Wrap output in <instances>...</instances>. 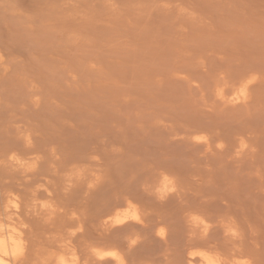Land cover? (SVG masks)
Returning <instances> with one entry per match:
<instances>
[{"label":"rangeland","instance_id":"1","mask_svg":"<svg viewBox=\"0 0 264 264\" xmlns=\"http://www.w3.org/2000/svg\"><path fill=\"white\" fill-rule=\"evenodd\" d=\"M214 1L0 0V114H5L4 109L6 108V111L14 110L12 108H16L15 110L19 111V109H21L23 106V108L27 109L28 107L29 110L32 109V111L34 108H37V110L40 109L41 115H39V113H34L31 116V120L38 119L41 121V119L45 118L43 115V110L45 116L47 114V117L50 120L49 125L46 128H43V130H39L35 134V136L37 137L35 140L37 143H39V145H41L43 139L46 140L45 142H47L48 144V156L44 159V161L46 160L44 162V166H46L45 163L47 162L46 164H49L50 167L53 166L52 168L57 171V185L62 187L65 186L64 189L66 188V185L64 184L66 183L68 185L65 191L62 187L58 189L59 186L56 185L55 188H57L58 190L52 197V200L54 199L55 201L53 200L51 203H54V205H57L58 207L60 206L59 201H61L62 206L64 198H66V195H68L67 198L70 197L69 200H71V205L73 207L72 197L74 199V197H76L75 194L77 193V197L82 196L80 197L82 198V201L86 200L84 203H86L87 205L89 203L88 208L90 207V209H86V212L88 213L86 214L85 209L80 207V203L78 206L77 204L75 206L74 203V207L77 208L76 210L81 209L80 212L82 213L81 217H83V221H86V219L84 218H89L87 219L88 223L87 221L85 222L87 229H85V226L84 233L90 232L89 229L92 230L93 226V231H95L97 227H101L100 229L102 230V226L97 225L98 223L100 224L98 216H100L101 211L103 213L102 209L109 211L107 210L108 206V208L112 207L113 211L117 210L124 212L125 208V211L127 212L130 210L129 214H132L133 212H141L143 213V216L145 215V212L148 213L146 211V207L152 208L154 206V209H151L152 211H162L163 213H161L165 215V213L167 214L170 211H164V205L170 206V204L172 203L171 206L174 204V208V206L178 202L179 204L180 202H182L181 200H179L181 197L184 203L187 198L191 199L192 197L194 199L195 197L194 200H188L189 202L191 201V204H195L197 202L202 203L205 197L201 199L202 202L198 201V198L200 195L203 196V194H206L205 196L208 195V197H206L207 199L209 198L207 200V203L208 201L210 203V198H212L211 201L219 200V203L221 202V200L224 201V199L229 202V200L227 199L230 198L232 202L237 192L238 194L236 197L242 196V199L243 197H245L249 200V202L247 200V202L245 203L244 198L243 200L245 204L243 206L240 205L241 209H239L240 206L239 208L238 206H236L239 210H237L235 206L228 208V202L226 201H224V203H226L224 204V206H218V201L216 203L211 202L210 204L211 208H215V205H217L219 208L216 207L214 210L218 212L222 211V216H225L223 211H226L225 214H227V211L229 209V211H231V209H236V213L239 211L238 214L239 217L241 216L240 219H238V217L235 218L236 215L238 216V214L232 211V213L234 212V214H236L234 217L235 219L233 218L234 221H237V225H240L238 226L240 229V232L238 231L239 236L237 231V235H233L234 238L236 236L237 241L232 236L233 232L229 231L228 233H226L228 230L222 229L221 224L219 223L218 224L220 230L222 231L218 230L219 227L216 226V223V228L213 229V223L212 225H210V227L212 226V230L209 229V231L211 230V232H208L210 233V235L207 233V238H210L209 236H211V238L215 237L212 240L217 239L216 241H219L220 243L224 238V244L233 242V245L230 246H239L237 247V250L239 248L241 249L240 245L245 246L244 249H239L238 252L236 248L234 249L235 253L237 252V257L235 260L246 259L249 264H264V97L261 96L262 90L264 91V0ZM15 4L17 6H15ZM188 42L191 47L189 46ZM226 55L228 57H226ZM222 58H225L226 61ZM246 64L249 65V67L252 66L254 68V75H256V77L258 78L256 79V81H258L261 85L260 87L258 82H256V85L258 84V87L255 88V85V87L252 88V93H255L254 89L261 88V94L259 93L257 97L255 93L256 99H254L257 101L258 98L259 101H254V105L252 102L251 106H249L250 111H242L245 114H242L243 118L247 120L248 124V127L247 125L244 127H247L246 130L249 131L248 128H250L251 126V133H249L250 135L248 136L250 137L249 143L251 145L249 146L252 153L249 151L248 153H246L247 155L245 154L247 158L245 156V158L243 156L239 158L240 161H236L237 163H240H238L239 165L233 163L236 169H234L232 163H229L227 165L225 164L224 168L222 166L224 165V162L220 163V159L216 158L220 163V165H217V160L213 159V157H218V154L214 151V149L213 154L215 156L212 155V150H210L211 148H207V146L204 144L205 142L210 141V139L207 141H199L195 140L194 136L197 137L208 134V136H210L211 138V147L214 148L213 145H216V143L214 144L211 133H207V128H205V131L203 132V126H200V128L198 124V122L200 123L205 119L208 120V117H212V115H214V111L210 109L213 112L212 113L207 107V105L211 102V98L214 97L212 95V90L210 89H212L214 82H217L218 78L220 77H226L229 81L233 80L235 78V76L233 75L238 76L242 72V68L243 71L245 70V68L247 69ZM235 67H237V70ZM227 68L229 71H227ZM238 68H241V71L240 69L238 70ZM185 69L188 71H186ZM174 71L176 72L175 74ZM226 72H230L233 78L232 76L230 77V74L227 75ZM260 79H262V81ZM257 91H260V89ZM6 93H8L9 96ZM182 94H184V96ZM259 96H261L262 98H259ZM25 98H27L28 100H25ZM207 98H210V101ZM199 103L200 105L197 106ZM10 104L14 106L12 107ZM171 104H173L172 107ZM260 104L263 106H261ZM138 112L140 113V115ZM209 113L211 114L208 115ZM259 113L260 115L258 116V120L261 122V119H263V121L258 124L256 115ZM216 114L217 113L215 111V115ZM215 115L213 116L214 119ZM249 115H252V117L254 118L249 119ZM261 115L263 118L261 117ZM216 118L218 119V117ZM189 119L190 122L188 121ZM197 119H199V121H197ZM152 122L153 124H151ZM194 124L197 130L195 129ZM191 125H193L194 128ZM190 126L193 129H191ZM182 129L184 130L183 132H186V130L190 132L192 131L191 142L195 144L184 141L185 133L183 134ZM193 130L197 133L193 132ZM199 130L201 131V133H198L200 132ZM173 133L175 135L174 137ZM166 135L168 138L166 137ZM163 137L165 138V140ZM208 138L209 137H207L206 139ZM179 139L183 142L178 141ZM201 141H204L203 144H201ZM196 142L198 143L197 145ZM188 143L190 144V146L188 145ZM195 146L197 150L194 148ZM148 147L149 150H147ZM255 150L258 152V154L256 155L255 153L257 152ZM49 155L51 159L49 158ZM251 155L253 156L252 158ZM207 157H209L208 162ZM256 158L260 160V163L257 162L258 160ZM242 160H244L247 164L251 162V165L246 164V168H242L243 170L240 169L241 164L245 165ZM252 162H256L255 164L259 163V165L254 166ZM207 163H209V165ZM230 164L232 165V169ZM210 165L211 167H208ZM213 165H215L216 167H213ZM237 166H239V169L237 168ZM253 166L255 168H253ZM257 166H259L258 168H260L259 170H261L262 172L259 173L261 175L257 174L259 172ZM262 166L263 168H261ZM156 168L157 170H155ZM92 169L94 172L92 171ZM245 169H247V172L245 171ZM248 170H251L252 172ZM205 171L206 174H208L206 176H204ZM166 172L170 173L169 176L172 174L171 177L175 174V178H172H174L175 181L177 180L175 184L178 185L177 190L179 187L181 193L180 195H178L179 192L175 191L177 194V196H175V193L170 192L171 194H173V197L172 195H169V193L167 195L168 197L166 196L167 198L165 197L163 198V200L161 199L163 202L162 203L159 201L160 197H158V186L161 184L160 181H162L161 179H159V177H161L159 175ZM21 173L22 172L19 173L20 175L18 173L16 174L15 181L19 180L23 176L22 174L24 173ZM76 174H80V177ZM69 175H73V177L76 175V181L78 183L79 179V183L75 184L74 178L68 179ZM56 176H54L53 181H55ZM232 176L234 178H232ZM260 176L262 184L259 180ZM66 178L67 180L65 181ZM70 179L71 182L73 181L75 185H73V183L71 184V182L69 183ZM179 179L181 181H179ZM152 181L154 182V185ZM212 181L214 182L212 183ZM229 182L231 184L230 186ZM235 183L236 185H234ZM70 184L72 188L73 186H75L76 188H74L76 190L74 188L73 190H71L72 188L69 186ZM192 184L194 186H192ZM38 185H40V183L34 184L35 187L33 185L31 187L38 188ZM233 185L236 191L234 189L232 190ZM237 185L238 187L236 188ZM155 186H157L156 189ZM31 187L29 188L31 189ZM223 188L225 191L223 190ZM148 190H150V193ZM192 190L194 192H192ZM237 190L240 192H238ZM60 191L61 197H59ZM227 191H230L231 194H228ZM246 191L248 193L247 195ZM210 192L215 195V200H213V194H210ZM83 193L84 195L88 194V200L87 198H85L84 200ZM127 193L129 194V196H131V200L133 202L135 201L134 204L138 205V212L136 205V207L134 206L130 208L124 198H122V196L124 197V194ZM215 193L217 194V196ZM19 195L21 196V193ZM183 196H185L186 198L184 197V199ZM117 197L120 199V204L118 203L119 199H117ZM236 197L235 201L237 200ZM21 198H23V192ZM60 198H62L63 201ZM67 198L65 199V202H67ZM144 198H147L149 201ZM44 199L45 200L42 201L40 199L41 202L38 201V203H46V201L48 202L50 200L45 197ZM116 199L118 200L117 205L122 206H119L120 209H117V206L116 208L115 206L113 207V205H115L113 203H116ZM21 200L23 201L24 199ZM69 200L67 204L70 205ZM109 200L111 201L109 202ZM136 201L138 203H136ZM188 201L186 203H189ZM205 202L206 201H204L203 203ZM221 203L223 204V202ZM147 204H149V206H146ZM179 204H177V206ZM64 206L65 204L63 205V207ZM96 206L99 208H97ZM177 206L175 207V209L179 208H177ZM220 206L224 210L221 209L220 211ZM63 207L62 209H60L61 207H59L60 211L64 209ZM67 210H70L69 213H71V211L73 212V210H71L70 208ZM98 210H100L99 215L97 214ZM240 210L242 211L241 215ZM243 211L245 212V215L243 214ZM262 211L263 213H261ZM61 212H64V210ZM173 212L175 211L171 210L170 213ZM83 213H85L86 216ZM157 213L158 212H156V214ZM246 213L250 215L247 217ZM143 216L141 214L140 221H142L141 219H143V221L145 220ZM204 217L207 220L209 219L208 221L212 220L210 222H216L214 218H210L212 216L209 217L208 214L204 213ZM226 217H228V215H226ZM249 217L251 219L253 218L251 222L248 220L250 219ZM91 218H96L95 224L93 219ZM148 218H150L151 220L149 219V221ZM241 218H243V220ZM43 219L45 220V218H42V223L41 219L40 223L38 222L41 227H43L45 223ZM153 219L149 217V214H147L146 223L148 225L145 224V221L138 222V225L140 226L139 227L137 225L138 228H141V231H144L145 234H141L139 232L140 229L137 230V234H134L137 240H139H136V244L139 243L137 245L131 242L129 244L127 238L128 236H126V234L120 235V233L122 232L119 230L118 232L117 228H109L108 232L106 230L103 232L106 234H113L110 235L111 238L113 237L112 239H114H110L112 240L113 244H111V247L110 240H103L106 244L110 242L107 247L105 243L102 245L105 246L104 248H102V246H99V240L102 243L103 241H101L102 239H97L99 235L97 233H100L98 232V228L96 229L97 233L95 232V235H97V237H87L88 241H86V244L90 245L95 242L98 244L99 249H117L116 251L119 250L123 255L125 251L128 252L131 250L130 252L133 253L135 250H141L142 247L145 248L146 246L144 251L143 249L141 250L142 254L139 253L140 251L137 252V254L142 255V257L141 255H139L141 259L144 256L143 254L147 255V257H149V260L151 256L157 254L156 256L154 255L155 257H157V259L153 257L152 260H158V255L161 253L159 256L162 257V253H164V258L159 257V264H168L169 261V264H171L174 260L172 255L173 253H171V255L169 254L170 252H173L175 248L174 244H176V242L174 243V241H178V239H180V241L177 243H179L180 245V242L181 244L183 242L182 245L184 246L182 237H185V234H183V236L181 234V237L177 236L178 239L175 236L176 239L173 238L174 241L172 242L171 239L173 236V232L170 222L168 224L167 219L166 221L165 219H161L162 222L160 223V226H157L156 223H153L156 222L157 219L156 221H154ZM182 221L185 222L184 220ZM235 222L234 224H236ZM141 223L143 224L140 225ZM234 224L233 227L235 228V230H238L237 225ZM146 225L148 227H146ZM182 225H184V223H182ZM144 227H146L147 229H144ZM162 227L165 230V237L168 240H162L157 236L158 230ZM186 227L187 226H185V230L187 233ZM188 229V231H190L191 228ZM215 230L218 231V233ZM116 231L117 233H119L120 238L116 236ZM192 231L193 230L191 229V233L193 234L194 231ZM146 233L149 237L146 235ZM196 233L199 234V231H197ZM230 233L233 240L231 239V237H229ZM189 234L190 233H187L186 237L192 236V234ZM226 234L228 235V238H226ZM144 235L147 236L148 239L147 237L145 239ZM117 237L118 239H120V241L122 237L123 243H119ZM211 238L209 239L210 241H212ZM220 238L221 241L219 240ZM227 239L231 240L227 241ZM235 241L238 242L239 245L235 243ZM140 242H143V244ZM148 242L150 246L152 245L151 250ZM164 242L168 244L166 245V243ZM114 243L117 245H115ZM201 244L202 243H200L199 245L202 248L203 246L207 245L205 243L204 245ZM221 244L223 245V243ZM124 245L126 246L123 247ZM118 246H121V249H119L120 247ZM211 246L212 245H210V247ZM226 246L229 248V245ZM123 248L127 249L124 250ZM147 248L150 250L149 252H147ZM196 248L198 249V247ZM182 249L184 252H186V246L182 248L181 246H179V249L177 250H180L179 252L182 254ZM234 250L230 251L235 254ZM180 253H178L176 257V261L177 258H180V261L178 260L179 262L184 260V257L186 256V253H183V255H185L184 257L182 255L183 258L181 259ZM126 254L127 253H125V256ZM129 254L127 255L130 256ZM135 257L138 258V255L133 256L132 260L129 259L130 257L128 258V260L126 259L127 263L130 261L131 264H143V262L144 264H153L155 261L154 260L152 262H149L142 260L143 262L141 261L140 263V258L139 260L137 259V261H135ZM147 257L145 258V260H148ZM165 258L166 260L168 258L169 261L166 262ZM182 263L183 261L181 262V264Z\"/></svg>","mask_w":264,"mask_h":264},{"label":"bare ground","instance_id":"2","mask_svg":"<svg viewBox=\"0 0 264 264\" xmlns=\"http://www.w3.org/2000/svg\"><path fill=\"white\" fill-rule=\"evenodd\" d=\"M196 1V0H195ZM198 1V0H197ZM214 1V0H213ZM47 2H49V1H47ZM215 2V1H214ZM244 2V1H243ZM264 2V1H263ZM190 3V2H189ZM192 3V2H191ZM199 3V2H198ZM238 3V2H237ZM205 4H207V3H205ZM208 4H209V2H208ZM57 5V4H56ZM196 5V4H195ZM245 5V4H244ZM258 5V4H257ZM12 6V5H11ZM15 6H17L16 4H15ZM14 6V7H15ZM212 6V5H211ZM246 6V5H245ZM13 7V6H12ZM18 7H19V5H18ZM209 7H210V5H209ZM217 7V6H216ZM40 8V7H39ZM13 9V8H12ZM76 9V8H75ZM203 9V8H202ZM6 10V9H5ZM64 10V9H63ZM212 10V9H211ZM262 10V9H261ZM36 12V11H35ZM59 12V11H58ZM18 13V12H17ZM43 13V12H42ZM21 16V15H20ZM76 17V16H75ZM22 18H23V16H22ZM25 19V18H24ZM41 19V18H40ZM35 21V20H34ZM53 21V20H52ZM75 22V21H74ZM18 24V23H17ZM27 24V23H26ZM83 25V24H82ZM57 26V25H56ZM76 35V34H75ZM74 39V38H73ZM74 41V40H73ZM195 43V42H194ZM247 43V42H246ZM4 44V43H3ZM188 44H189V42H188ZM79 45V44H78ZM185 45V44H184ZM183 45V46H184ZM192 45V44H191ZM217 45V44H216ZM231 45V44H230ZM179 46V45H178ZM189 46H190V44H189ZM224 46V45H223ZM191 47V46H190ZM222 47V46H221ZM249 47V46H248ZM255 47V46H254ZM260 47V46H259ZM76 48H77V46H76ZM223 48V47H222ZM225 48V47H224ZM244 48V47H243ZM81 49V48H80ZM189 49V48H188ZM209 49H211V48H209ZM233 49H234V47H233ZM190 50V49H189ZM222 50V49H221ZM227 50V49H226ZM250 50V49H249ZM252 50H253V48H252ZM211 51V50H210ZM233 51V50H232ZM262 51V50H261ZM180 52V51H179ZM192 52V51H191ZM185 53V52H184ZM212 53V52H211ZM216 53V52H215ZM225 53V52H224ZM235 53H236V51H235ZM217 54H218V52H217ZM217 54H216V56H217ZM226 54H227V52H226ZM240 54H241V52H240ZM214 55V54H213ZM235 55V54H234ZM236 55H237V53H236ZM240 56V55H239ZM242 56V55H241ZM245 56V55H244ZM181 57V56H180ZM226 57H228L227 55H226ZM230 57H231V55H230ZM251 57V56H250ZM177 58V57H176ZM189 59V58H188ZM217 59V58H216ZM222 59H224L225 61H226V59L225 58H222ZM242 59H246V58H242ZM251 59V58H250ZM179 60V59H178ZM183 60H184V58H183ZM192 60V59H191ZM255 60V59H254ZM258 60V59H257ZM228 61V60H227ZM246 61V60H245ZM175 62V61H174ZM218 62V61H217ZM231 62V61H230ZM241 62V61H240ZM249 62V61H248ZM260 62V61H259ZM248 64V63H247ZM246 64V65H247ZM195 66V65H194ZM209 66V65H208ZM182 67H183V65H182ZM185 67H186V65H185ZM184 67V68H185ZM225 68V67H224ZM236 68V70H237V67H235ZM218 69V68H217ZM240 69V71H241V68H238V70ZM253 67L251 66V67H249V65H247V69L245 68V70L243 71V68H242V72L237 76V75H233V76H235V78L233 79V80H231V81H229L226 77H220V78H218V80H217V82H214V85L212 86V89H210V90H212V95L214 96L213 98H211V102L207 105V107H208V109L210 110H212V111H214V115H215V111H216V115H215V119H214V115H212V117H208V120L207 119H205V120H207V121H201L200 123L198 122V124H199V127L201 126H203V132L205 131V128H207L206 130H208L207 131V133L209 132V133H211V135H212V140H213V142H214V144L216 143V145H213L214 146V148H212L211 147V145H212V143H211V138H210V136H208V134H204V136H194V139L195 140H209L210 139V141H207V142H205L204 144L207 146V148H211L210 150H212V155H214L213 154V149H214V151L218 154V157H213V159L215 160L216 158H218V159H220V163L222 162H224V165H222L224 168H225V164L227 165V164H229V163H234V164H237V165H239L236 161H238L239 160V158H241L242 156L244 157L245 156V154L246 153H248L250 150H251V148H250V146L249 145H251L250 143H249V139H250V137L248 136V135H250L249 133H251L250 132V128H251V126H250V128H248V130L249 131H247L246 130V128L248 127V124H247V120L245 119V118H243V115L242 114H244L242 111L244 110V111H246V112H248V111H250V108H249V106H251V104H252V102H253V105L255 104V102L254 101H256V100H254V99H256V95H257V97H258V95H259V93L261 94V88H259L260 89V91H257V90H259V89H254L255 90V93H256V95H255V93H252V88H254L255 87V85H256V82H258V81H256V79H258L257 77H256V75H254V71H253ZM182 70V69H181ZM186 70V69H185ZM186 71H188V70H186ZM190 71V70H189ZM224 71V70H223ZM227 71H229L228 70V68H227ZM239 72V71H238ZM176 72L174 71V74H175ZM180 73V72H179ZM216 73V72H215ZM227 73V72H226ZM231 73H232V71H231ZM230 72L229 73H227V75L228 74H230V77L232 76V74H231ZM8 74V73H7ZM222 74V73H221ZM236 74H237V71H236ZM256 74V73H255ZM191 75H192V73H191ZM176 76V75H175ZM218 76H219V74H218ZM233 76H232V78H233ZM54 77V76H53ZM178 77V76H177ZM262 77V76H261ZM22 78V77H21ZM56 78V77H55ZM23 79V78H22ZM61 79V78H60ZM229 79H231V78H229ZM3 80V79H2ZM1 80V81H2ZM18 80H20V79H18ZM261 81H262V79H260ZM24 81H25V79H24ZM38 81V80H37ZM6 82H7V80H6ZM35 82H36V80H35ZM181 82V81H180ZM23 83V82H22ZM48 83V82H47ZM182 84V83H181ZM258 84H259V82H258ZM258 84L256 85V87L255 88H257L258 87ZM13 85H14V83H13ZM41 85V84H40ZM50 85V84H49ZM185 85V84H184ZM260 85V84H259ZM195 86V85H194ZM20 87V86H19ZM29 87V86H28ZM32 87H33V85H32ZM260 87H261V85H260ZM263 87V86H262ZM208 88H209V86H208ZM7 89V88H6ZM56 89V88H55ZM172 89V88H171ZM196 89V88H195ZM203 89V88H202ZM210 90H208V91H210ZM35 91H36V89H35ZM176 91V90H175ZM204 91V90H203ZM257 91V92H256ZM14 92V91H13ZM23 92V91H22ZM24 92H25V90H24ZM6 94H8V93H6ZM22 94V93H21ZM203 94V93H202ZM264 91L262 90V94H261V96L262 97H264ZM11 95V94H10ZM183 96H184V94H182ZM210 95H211V92H210ZM8 96H9V94H8ZM170 96V95H169ZM201 96V95H200ZM261 96H259V98L261 97ZM32 97V96H31ZM189 97V96H188ZM199 97V96H198ZM211 97V96H210ZM261 97V98H262ZM3 98H4V96H3ZM27 98H28V95H27ZM27 98H25V100L27 99ZM195 98V97H194ZM15 99V98H14ZM17 99V98H16ZM45 99V98H44ZM166 99V98H165ZM167 99H168V97H167ZM208 99V98H207ZM210 99V98H209ZM208 99V100H209ZM213 99V100H212ZM264 99V98H263ZM262 99V100H263ZM28 100V99H27ZM38 100V99H37ZM202 100V99H201ZM262 100H261V104H262ZM11 101H13V100H11ZM29 101H30V97H29ZM32 101H33V99H32ZM40 101V100H39ZM210 101V100H209ZM257 101H259L258 100V98H257ZM256 101V102H257ZM4 102V101H3ZM15 102V101H14ZM18 102V101H17ZM25 103V102H24ZM185 103V102H184ZM197 103V102H196ZM259 103V102H258ZM5 104V103H4ZM11 104H12V102H11ZM10 104V105H11ZM21 104V103H20ZM31 104V103H30ZM69 104V103H68ZM165 104V103H164ZM186 104V103H185ZM184 104V105H185ZM204 104V103H203ZM260 104V105H261ZM6 105V104H5ZM9 105V106H10ZM34 105H35V103H34ZM49 105V104H48ZM168 105V104H167ZM193 105V104H192ZM200 105V103L197 105V106H199ZM252 105V106H253ZM259 105V106H260ZM4 106V105H3ZM12 107L14 106V105H11ZM23 106V105H22ZM173 106V104H171V107ZM204 106V105H203ZM261 106H263V105H261ZM24 107V106H23ZM21 108V109H19V111H17V110H15L16 108H12V109H14V110H9V111H6V109H4V111H5V114H0V136H1V138H0V224H4V225H11V226H13V227H15V228H17L18 229V231L22 234L21 236H20V239H22L23 240V242H24V253H23V255L22 256H20L18 259H16L15 261H13L12 260V258L11 257H9L8 259H9V261H10V264H57V261H58V257H60V256H64L65 257V259H67V260H71L72 259V257L73 256H75L76 258H77V260H76V264H131V262L129 261L128 263H127V261H126V259L128 260V258L129 259H131L132 260V257L133 256H137L138 255V258H136V260L135 261H137V259L139 260V258H140V263H141V261L143 260V261H149V262H152V261H154L155 259H157V257H155L154 255L153 256H151V258H150V260H149V257H147V255H145V254H143L144 256H143V258L141 259V257H142V252H141V250L143 249V251L145 250V248H146V246H145V248L144 247H142V249L141 250H135L134 252L136 253H132V252H130V251H128V252H126L125 251V253H127V254H129V252H130V256H128L127 254H126V256H125V253H124V255L118 250V251H116L117 249H115V250H111L110 248V250H108L107 248H106V250H104V249H99L98 248V244L97 243H95V242H93L92 244H90V245H88V244H86V241H88L87 240V237H94V236H96L97 237V235H95V232L97 233V225H101L102 226V230L100 229V228H98L99 229V231L98 232H100V233H97V234H99L98 235V238L97 239H102L101 241H103V240H110V239H112L111 238V234L112 233H103L105 230L108 232V230H109V228H117V231L119 230V231H121L122 233H120V235L122 234H126V236H128L127 238H128V242H129V244H130V242L133 240V239H135V240H137V238L135 237V235L134 234H137V230L138 229H140L139 230V232L141 233V234H145V232L144 231H141L142 229L141 228H138V221H136V220H134V219H131V218H129V219H127L124 223H121V224H117V223H115V221H116V219L117 218H120V219H123V217H125V216H131L132 214H129V211L127 212V211H125V208H124V212L123 211H113V209H112V207H110V208H108L107 206V210H109V211H106L105 209H102L101 207V209L103 210V213H102V211L100 212V210H98V212H97V214L99 215V212L101 213L100 214V216H98L99 217V221H100V224L98 223L97 225H96V229H95V231H93V228H94V226H93V228H92V230L91 229H89L90 230V232H86V233H84L85 232V229H87V226L85 225V222L87 221V219H89V218H84V219H86V221L84 220L83 221V217H81V212H80V210H76L77 208H75L74 207V203H75V206H76V204H77V206L79 205V203L81 204V206L80 207H82L83 209H85V212H86V209H90V207L88 208V205H89V203H88V205L86 204V203H84L86 200H85V198H87V200L89 199L88 198V194L87 195H84V193H83V195H84V200L85 201H82V198H80V197H82V196H78L77 197V195H78V193L77 194H75L76 195V197H74V199H73V197H72V203H73V207H72V205H71V200H69V198H67L68 197V195H66L63 191V193L67 196L66 198L69 200V203H70V205L69 204H67V202H68V200H67V202H65V199L66 198H64V202H62L63 203V205L65 204V206L63 207V205L61 206V201H59L60 202V206H58L57 207V205H54V203L52 204L51 202L54 200H52V197H53V195H54V193H56L57 192V190L59 189V188H61L62 186H59V185H57L58 183L56 182V179H57V176H56V174H57V171L56 170H54L52 167H50V165L49 164H46L45 163V165L46 166H44V162L46 161H44V159L48 156V150H47V146H48V144H47V142H45L46 140L45 139H43V142L41 143V145H39V143H37L36 142V136H35V134L39 131V130H43V128H46L48 125H49V118L47 117V114H46V116H45V114H44V110H43V115H44V117L45 118H43V119H41V121L40 120H38V119H36V120H31V116L35 113V114H37V113H39V115H41L40 114V109H38L37 110V108L35 109V111H34V109H33V111H32V109H30L29 110V108L27 107V109L26 108ZM48 107V106H47ZM177 107V106H176ZM5 108V107H4ZM168 108H169V106H168ZM198 108V107H197ZM2 109V108H1ZM18 109V108H17ZM190 109V108H189ZM258 109V108H257ZM142 110V109H141ZM210 110V111H211ZM211 111V112H212ZM1 112H2V110H1ZM41 112H42V110H41ZM45 112H47V111H45ZM163 112V111H162ZM252 112V111H251ZM250 112V113H251ZM58 113V112H57ZM139 113V112H138ZM213 113V112H212ZM63 114V113H62ZM158 114V113H157ZM168 114V113H167ZM175 114V113H174ZM211 113H209L208 115H210ZM75 115V114H74ZM139 115H140V113H139ZM145 115V114H144ZM245 115V114H244ZM260 115V113L259 114H257L256 115V119H257V121H258V124L259 123H261L262 121H263V119H261L262 121L260 122L259 120H258V116ZM67 117V116H66ZM193 117V116H192ZM216 117H218V119L216 118ZM246 117V116H245ZM248 117V116H247ZM249 119H251V118H254V117H252V115H249ZM261 117H262V115H261ZM137 118H138V116H137ZM166 118V117H165ZM202 118V117H201ZM203 118H205V117H203ZM211 118H213V119H211ZM260 118V117H259ZM263 118V117H262ZM57 119V118H56ZM81 119V118H80ZM141 119V118H140ZM161 120V119H160ZM185 120V119H184ZM196 120V119H195ZM58 121V120H57ZM141 121V120H140ZM143 121V120H142ZM180 121H181V119H180ZM179 121V122H180ZM189 122H190V119L188 120ZM197 121H199V119H197ZM245 121H246V123H245ZM253 121V120H252ZM166 122H167V119H166ZM162 123V122H161ZM193 123H194V121H193ZM54 124V123H53ZM151 124H153V122L151 123ZM178 124V123H177ZM250 124V123H249ZM61 125V124H60ZM247 125V127L245 128L244 126H246ZM263 125V124H262ZM63 126H64V123H63ZM153 126V125H152ZM165 126H166V124H165ZM172 126V125H171ZM182 126V125H181ZM193 128H194V126H195V124H194V126L193 125H191ZM191 126H190V128H191ZM258 126V125H257ZM164 127V126H163ZM200 127V128H201ZM243 127H244V129H243ZM255 127V126H254ZM264 127V126H263ZM71 128V127H70ZM145 128V127H144ZM152 128V127H151ZM193 128H191V129H193ZM48 129V128H47ZM163 129V128H162ZM181 129V128H180ZM195 129H196V126H195ZM194 129V130H195ZM257 129V128H256ZM62 130V129H61ZM193 130V132H196V131H194ZM197 130V129H196ZM50 131V130H49ZM176 131V130H175ZM178 131V130H177ZM180 131V130H179ZM184 130L182 129V132H183ZM200 131V130H199ZM52 132V131H51ZM64 132V131H63ZM202 132V133H203ZM181 133V132H180ZM185 133V138H184V141H186V142H191V137H192V131L190 132V131H188V130H186V132H183V134ZM197 133V132H196ZM198 133H201V131L200 132H198ZM253 133V132H252ZM255 133V132H254ZM43 134V133H42ZM45 134V133H44ZM49 134V133H48ZM164 134V133H163ZM162 135V134H161ZM209 137L208 139H206L207 137ZM257 135V134H256ZM64 136V135H63ZM175 135H174V133H173V137H174ZM41 137H42V135H41ZM48 137V136H47ZM145 137V136H144ZM162 137V136H161ZM166 137H167V135H166ZM172 137V138H173ZM263 137V136H262ZM164 138V137H163ZM168 138V137H167ZM199 138V139H198ZM82 139V138H81ZM177 139V138H176ZM180 139H183V138H180ZM178 140V141H181V140ZM54 140V139H53ZM164 140H165V138H164ZM173 140V139H172ZM177 141V142H178ZM256 141V140H255ZM181 142H183V141H181ZM186 142H185V144H186ZM202 143L201 144H203V142L204 141H201ZM254 142V141H253ZM155 143H156V141H155ZM172 143H173V141H172ZM191 143H193V142H191ZM200 143V142H199ZM249 143V144H248ZM57 144V143H56ZM193 144H195V143H193ZM198 143L196 142V145H197ZM51 145H52V143H51ZM149 145V144H148ZM172 145V144H171ZM170 145V146H171ZM188 145L190 146V144L188 143ZM204 145V146H205ZM146 146V145H145ZM153 146V145H152ZM188 146V147H189ZM203 146V145H202ZM255 146V145H254ZM173 147V146H172ZM187 147V146H186ZM193 147V146H192ZM59 148V147H58ZM174 148V147H173ZM195 149H196V146L194 147ZM205 148V147H204ZM168 149V148H167ZM171 149V148H170ZM169 149V150H170ZM260 149H261V147H260ZM55 150V149H54ZM146 150V149H145ZM147 150H149V147H148V149ZM197 150V149H196ZM253 150H254V147H253ZM207 151H208V149H207ZM256 151V150H255ZM62 152V151H61ZM151 152V151H150ZM205 152V151H204ZM214 152V153H215ZM251 152V151H250ZM257 152V151H256ZM73 153V152H72ZM178 153V152H177ZM203 153V152H202ZM252 153V152H251ZM255 153V152H254ZM137 154V153H136ZM167 154V153H166ZM209 154V153H208ZM256 154H258V152L257 153H255V155ZM42 155V156H41ZM63 155V154H62ZM247 155V154H246ZM261 155V154H260ZM138 156V155H137ZM215 156V155H214ZM262 156V155H261ZM65 157V156H64ZM98 157V156H97ZM205 157V156H204ZM246 157V156H245ZM244 157V158H245ZM253 156L251 155V158H252ZM49 158L51 159V157H50V155H49ZM95 158V157H94ZM170 158V157H169ZM208 158L209 157H207V162L209 161L208 160ZM247 158V157H246ZM147 159V158H146ZM190 159V158H189ZM211 159V158H210ZM218 159H216L217 160V162H218ZM243 159V158H242ZM257 160H258V158H256ZM68 160V159H67ZM97 160H98V158H97ZM213 160V161H214ZM251 160V159H250ZM249 160V161H250ZM263 160H264V158H263ZM131 161V160H130ZM159 161V160H158ZM172 161V160H171ZM200 161H201V159H200ZM212 161V162H213ZM240 161V160H239ZM244 163H245V165H242L241 164V168L240 169H242V168H246V162L244 161V160H242ZM260 160H258L257 162H259ZM262 161V160H261ZM236 162V163H235ZM263 162V161H262ZM261 162V163H262ZM147 163V162H146ZM155 163H156V161H155ZM211 163V162H210ZM220 163L218 162L217 163V165L219 164L220 165ZM253 163V162H252ZM256 163V162H255ZM255 163H253V165L255 166V165H259V163H257V164H255ZM128 164H130V163H128ZM134 164V163H133ZM145 164V163H144ZM208 165H209V163H207ZM206 164V165H207ZM234 164H233V167H234ZM250 165H251V162L249 163ZM249 164H247V165H249ZM82 165V164H81ZM146 165V164H145ZM161 165V164H160ZM183 165V164H182ZM231 165V164H230ZM157 166V165H156ZM215 165H213V167H214ZM253 166V168H255ZM62 167V166H61ZM85 167V166H84ZM132 167V166H131ZM208 167H211V165L210 166H208ZM212 167V168H213ZM216 167V166H215ZM221 167V166H220ZM252 167V166H251ZM259 166H257V168H258ZM93 168V167H92ZM162 168V167H161ZM167 168V167H166ZM172 168V167H171ZM177 168V167H176ZM203 168V167H202ZM206 168H207V166H206ZM237 168L239 169V166H237ZM256 168V169H257ZM261 168H263V166L261 167ZM70 169V168H69ZM109 169V168H108ZM178 169V168H177ZM209 169V168H208ZM223 169V168H222ZM231 169H232V165H231ZM234 169H236V167H234ZM250 169V168H249ZM260 168H258V170H259ZM65 170V169H64ZM123 170V169H122ZM155 170H157V168L155 169ZM158 170H160V169H158ZM162 170V169H161ZM179 170V169H178ZM207 170V169H206ZM211 170V169H210ZM243 170V169H242ZM252 170V169H251ZM251 170H248V171H251ZM257 170V171H258ZM92 171H93V169H92ZM131 171V170H130ZM147 171V170H146ZM182 171V170H181ZM215 171V170H214ZM223 171V170H222ZM232 171V170H231ZM245 171L247 172V169H245ZM245 171H243V172H245ZM20 172H22V173H24V174H22L21 176V178L19 179V180H17V181H15V178H16V174L18 173H20ZM94 172V171H93ZM108 172H109V170H108ZM158 172V171H157ZM221 172V171H220ZM236 172V171H235ZM238 172H240V171H238ZM252 172V171H251ZM256 172V171H255ZM261 172V170H259V172L257 173V174H259ZM70 173V172H69ZM104 173H105V171H104ZM130 173V172H129ZM145 173V172H144ZM161 173V172H160ZM168 173V174H167ZM181 173V172H180ZM179 173V174H180ZM213 173V172H212ZM215 173V172H214ZM219 173V172H218ZM230 173V172H229ZM249 173V172H248ZM262 173V172H261ZM132 174V173H131ZM136 174V173H135ZM169 172H166V173H162L161 175H159V176H161V177H159V179H161L162 181H160V185L158 186V197H160V200H159V198H158V200L160 201V202H162V200H163V198H165L170 192L171 193H175L176 194V192H179V194L178 195H180V193H181V190L179 189V187H178V190H177V184H175L176 183V181H175V174H174V176H172V177H174V178H172L171 177V175L169 176ZM177 174V173H176ZM225 174H226V171H225ZM224 174V175H225ZM228 174V173H227ZM239 174H242V173H239ZM246 174V173H245ZM257 174H256V177H257ZM20 175V174H19ZM76 175H79V177H80V174H76ZM76 175L73 177V175L71 176V175H69V177H68V179L69 178H74V182H75V184H78L79 183V179H78V183H77V177H76ZM91 175V174H90ZM90 175H88V176H90ZM143 175V174H142ZM186 175V174H185ZM199 175H201V174H199ZM206 175H208V174H206V171H205V175L204 176H206ZM233 175V174H232ZM235 175V174H234ZM259 175H261V174H259ZM54 176H56V178H55V181H53L54 180ZM71 176V177H70ZM181 176V175H180ZM218 176H219V174H218ZM227 176V175H226ZM249 176V175H248ZM63 177H64V174H63ZM62 177V178H63ZM75 177H76V179H75ZM144 177V176H143ZM147 177V176H146ZM223 177V176H222ZM228 177V176H227ZM239 177V176H238ZM243 177V176H242ZM250 177V176H249ZM152 178V177H151ZM158 178V177H157ZM178 178H179V176H178ZM191 178V177H190ZM232 178H234L233 176H232ZM235 178H237V177H235ZM52 179V180H51ZM64 179V178H63ZM99 179V178H98ZM111 179V178H110ZM153 179V178H152ZM211 179V178H210ZM221 179V178H220ZM229 179V178H228ZM241 179V178H240ZM67 180V178L65 179V181ZM95 180V179H94ZM215 180V179H214ZM231 180V179H230ZM260 181H261V184H262V180H261V176H260V179H259ZM151 181V180H150ZM179 181H181L180 179H179ZM190 181V180H189ZM203 181V180H202ZM216 181V180H215ZM218 181H219V179H218ZM226 181V180H225ZM229 181V180H228ZM232 181V180H231ZM235 181V180H234ZM238 181V180H237ZM247 181V180H246ZM252 181V180H251ZM56 184H55V183ZM71 182V179L69 180V183ZM74 182L72 181L71 182V184L73 183V185H75L74 184ZM101 182V181H100ZM103 182V181H102ZM115 182V181H114ZM153 182V181H152ZM209 182H210V180H209ZM214 181H212V183H213ZM37 183H40V185H38V188H32L31 186L33 185L34 186V184H37ZM64 183V182H63ZM67 183H68V181H67ZM178 183V182H177ZM205 183V182H204ZM222 183V182H221ZM71 184L69 185L70 187H71ZM124 184V183H123ZM190 184V183H189ZM198 184V183H197ZM196 184V185H197ZM207 184V183H206ZM241 184V183H240ZM263 184H264V180H263ZM56 185L57 186H59L58 187V189L57 188H55L56 187ZM64 185H66V188L65 189H67V184L65 183ZM95 185V184H94ZM98 185H99V183H98ZM97 185V186H98ZM153 185H154V182H153ZM156 185H158V184H156ZM167 185V187L168 188H174L175 190L174 191H170V192H166V193H164L162 190L163 189H165V186ZM204 185V184H203ZM222 185V184H221ZM227 185H228V183H227ZM231 184H230V182H229V186H230ZM234 185H236V183L234 184ZM234 185H233V187H232V190L234 189ZM87 186V185H86ZM119 186V185H118ZM182 186H183V184H182ZM192 186H194L193 184H192ZM209 186H210V184H209ZM243 186V185H242ZM260 186V185H259ZM7 187H8V190H7ZM29 187H31V189L29 188ZM35 187V186H34ZM64 187L65 186H63L62 188L64 189ZM75 186H73V188H74ZM132 187V186H131ZM156 187L157 186H155V189H156ZM196 187V186H195ZM200 187V186H199ZM238 187V185L236 186V188ZM248 187V186H247ZM254 187V186H253ZM72 188V187H71ZM73 188L71 189V190H73ZM76 188V187H75ZM74 188V189H75ZM96 188V187H95ZM100 188V187H99ZM109 188H110V186H109ZM135 188V187H134ZM153 188H154V186H153ZM181 188V187H180ZM201 188H202V186H201ZM208 188V187H207ZM217 188V187H216ZM222 188V187H221ZM225 188H226V186H225ZM249 188H250V185H249ZM257 188V187H256ZM62 189V190H63ZM65 189H64V191H65ZM68 189H70V188H68ZM136 189V188H135ZM230 189V188H229ZM239 189H241V188H239ZM76 190V189H75ZM129 190V189H128ZM194 190H195V188H194ZM197 190V189H196ZM223 190H224V188H223ZM231 190V189H230ZM231 190V191H232ZM235 190V189H234ZM245 190V189H244ZM247 190V189H246ZM23 192V198H21L22 197V192ZM125 191V190H124ZM149 191V193H150V190H148ZM176 191V192H175ZM199 191V190H198ZM225 191V190H224ZM236 191V190H235ZM238 191V190H237ZM250 191H251V189H250ZM249 191V192H250ZM259 191V190H258ZM130 192V191H129ZM134 192V191H133ZM155 192H157V191H155ZM192 192H194L193 190H192ZM228 192V191H227ZM238 192H240V191H238ZM21 193V196L19 195V194ZM124 193V192H123ZM152 193H153V190H152ZM169 194V195H172V197H173V194ZM217 193V192H216ZM215 193V194H216ZM233 193H235V192H233ZM242 193V192H241ZM245 193V192H244ZM59 197H61V191L59 192ZM64 194H63V196H64ZM74 194V193H73ZM133 194V193H132ZM185 194V193H184ZM210 194H213V193H211L210 192ZM209 194V195H210ZM221 194V193H220ZM228 194H231L230 193V191L228 192ZM237 192H236V195H235V197L237 196ZM248 193H247V191H246V195H247ZM254 194V193H253ZM71 195V194H70ZM74 195V196H75ZM108 195V194H107ZM199 195V194H198ZM206 195V194H205ZM204 194H203V196H201V198H200V196H199V198H198V201H201V199H203V197H208V195L207 196H205ZM226 195V194H225ZM245 195V196H246ZM263 195V194H262ZM85 196H87V197H85ZM148 196V195H147ZM151 196V195H150ZM154 196V195H153ZM175 196H177V194L175 195ZM190 196V195H189ZM195 196V195H194ZM216 196H217V194H216ZM221 196V195H220ZM43 197V198H42ZM44 197L45 198H47V199H50L48 202L46 201V203H38V201H40V199H41V201L42 200H45L44 199ZM131 196H129V194L127 193V194H124V197L122 196V198H124V200L126 201V203H127V205L131 208V207H134L136 204H134L135 203V201L133 202L132 200H131V198H130ZM157 197V196H156ZM168 197V196H167ZM166 197V198H167ZM171 197V196H170ZM181 197V196H180ZM185 196H183V198H184ZM215 195L213 194V200H215ZM226 197V196H225ZM230 197V196H229ZM235 197H234V200L231 202V199L229 198V199H227V200H229V202L228 201H226V199H224V201H226V202H228L227 203V205H228V208H231V207H233V206H235V208H237L236 206H238V208H239V206L240 205H244L246 202H247V200L248 199H246L245 197H243V199L245 200V203H244V200L242 199V196L241 197H236L237 198V200L235 201ZM249 197V196H248ZM260 197V196H259ZM63 198V197H62ZM62 198H60L61 200H62ZM77 198V199H76ZM78 198H80L81 199V202H83V203H81L80 202V199H78ZM95 198V197H94ZM116 198V197H115ZM186 198V197H185ZM184 198V199H185ZM197 198V197H196ZM204 198V199H205ZM21 199H24L23 201L21 200ZM117 199H119L118 197H117ZM116 199V203H113V204H115V205H113V207L115 206V208H116V206H117V209H120V207H122V206H118L117 205V200ZM133 199V198H132ZM134 199H136V198H134ZM144 199H147V198H144ZM162 199V200H161ZM175 199H176V197H175ZM193 198L191 197V199L190 198H187V200L185 201V203H184V201H183V199H182V197L179 199V200H181L182 202H180V204H179V202L177 203V204H179L178 206H177V204L174 206V208H173V205L171 206V204H170V206L169 205H164V211L166 210V212H167V210H169L170 212H171V210L173 211H175V212H173V213H170V212H168L167 214L165 213V215H163L162 213V211H152L151 209H154L153 207L151 208H149V207H146V211L148 212V213H146L145 212V215H146V217H145V215L143 216V213H138L139 215H140V218H141V214H142V216H143V218L145 219L144 221H145V224H147L146 223V219H147V214H149V217H151L152 219L153 218H156L157 219V221H156V219H153L154 221H156V222H153L154 224L156 223L157 224V226H160V223L162 222L161 221V219H165V221H166V219L168 220V224H169V222H170V224H171V228H172V232H173V236H172V239L173 238H175V236H176V238L178 239V237L182 234V236H183V234H185L184 236L185 237H182V239H183V241H184V246H186V252H184L183 251V249H182V251L181 252H183V253H186V256L184 257V255H183V253L181 254L177 249H179V246H181V248L182 247H184L182 244H183V242H182V244H181V242H180V245H179V243H177V242H179L180 241V239H178V241H174V239L172 240L171 239V241L173 242L174 241V243L176 242V244H174L175 245V248H174V250L176 251H174L173 250V252H170V254L169 255H171V253H173L172 255H173V258H174V260H173V262L171 263V264H181V262L183 261V263L182 264H208V261H207V257H211V258H218L221 262H222V264H233V262L235 261V259H236V257H237V252H238V250L240 249H238L237 250V247H239V246H237L236 247V245H234V247H231L232 245H233V242H229V244H224V242H223V239H222V241H221V238L219 239L220 241H221V243H223V245L219 242V241H216V240H212L213 238H215V237H213V238H211V236H209L210 238H211V240L212 241H210L209 239L210 238H207V235L209 234L210 235V233H208V232H211V230H212V226L210 227V225H212L213 223H214V226H213V229H215L216 228V226L217 227H219V224H221V228L222 229H224V230H228L226 233H228L229 231H231V232H233V234H232V236L234 235V233L236 234V231H237V233H238V231L240 232V229H239V227L238 226H240L239 224L237 225V221L235 222L234 221V219L235 218H237L238 217V219H240V217H239V211L236 213V209H231V211H227V214H225V212L226 211H223V213H224V215L225 216H222L223 214H222V211H221V209L222 210H224L223 208H221V206H220V211L221 212H218V211H215L214 209L217 207V208H219L218 206L219 205H223L224 206V204H226V203H224V201L223 200H221V202H223V204L221 203H219V200H215V201H211V199L212 198H210V203H209V201H208V203H207V200L209 199H203V202L204 201H206L205 203H203L202 201V203H195V204H191V201L189 202L188 200H192ZM194 199H195V197H194ZM193 199V200H194ZM200 199V200H199ZM233 199V198H232ZM98 200V199H97ZM105 200V199H104ZM124 200H123V203H124ZM148 200V199H147ZM165 200V199H164ZM259 200V199H258ZM40 201V202H41ZM55 201V200H54ZM63 201V200H62ZM92 201H94V200H92ZM111 200H109V202H110ZM139 201V200H138ZM146 201V200H145ZM149 201V200H148ZM189 202V203H186V202ZM218 201V206L217 205H215L216 207L215 208H211V202H214V203H216ZM260 201H261V199H260ZM13 202H14V204H15V206H13ZM23 202V203H22ZM43 202H45V201H43ZM89 202V201H88ZM90 202H91V200H90ZM98 202V201H97ZM166 202V201H165ZM168 202V201H167ZM177 202V201H176ZM248 202H249V200H248ZM93 203V202H92ZM95 203V202H94ZM118 203L120 204V199H119V201H118ZM136 203H138L137 201H136ZM163 203V202H162ZM161 203V204H162ZM175 203V202H174ZM96 204V203H95ZM98 204V203H97ZM142 204H144V203H142ZM150 204V203H149ZM149 204H147L146 206H149ZM233 204V205H232ZM249 204V203H248ZM257 204V203H256ZM67 205V206H66ZM121 205H122V203H121ZM229 205H231V206H229ZM253 205V204H252ZM127 206V207H128ZM137 206V207H136ZM135 207L137 208V212L139 211L138 210V205H136ZM162 206V205H161ZM177 206V208L178 209H175V207ZM59 207H61L60 209H62V207L64 208L63 210H64V212H61V211H63V210H61L60 211V209H59ZM65 207H67V208H65ZM71 209V210H73V212L71 211V213H69V211L67 210V209H69V208ZM72 207V208H71ZM79 207V208H80ZM97 207V206H96ZM119 207V208H118ZM169 207H170V209H169ZM254 207V206H253ZM256 207V206H255ZM74 208H75V211H74ZM97 208H99V207H97ZM96 208V209H97ZM158 208V207H157ZM166 208V209H165ZM237 208V210H239V209H241V206H240V208L238 209ZM82 209V210H83ZM95 209V208H94ZM110 209H111V211L113 212H111L110 211ZM133 209V208H132ZM162 209V210H163ZM66 210H67V212H68V215H67V212H66ZM87 210V211H88ZM80 212V214H79V212ZM95 211V210H94ZM105 211V212H104ZM133 211V210H132ZM131 211V212H132ZM140 211H141V209H140ZM232 211H234L236 214H238V216L236 215V214H234V212L232 213ZM257 211H258V209H257ZM66 212V213H65ZM96 212V211H95ZM130 212V213H131ZM156 212H158L157 214H156ZM162 212V213H161ZM241 210H240V215H241ZM88 212H86V214H87ZM136 213V212H135ZM204 213L205 214H208V216L210 217V216H212V217H210V218H214V220L216 221V222H210V221H212V220H210V221H208L205 217H204ZM261 213H263V211L261 212ZM84 215H85V213H83ZM96 214V215H97ZM159 214H162V215H159ZM234 214V215H233ZM243 214L245 215V212L243 211ZM254 214V213H253ZM226 215H228V217H226ZM235 215H236V217H235ZM244 215H243V217H244ZM246 215H247V217L250 215H248L247 213H246ZM256 215V214H255ZM86 216V215H85ZM214 216V217H213ZM81 217V218H80ZM194 217H196V218H198V219H194ZM208 217V218H209ZM235 217V218H234ZM251 217V216H250ZM249 217V218H250ZM42 218H45V220H44V226L43 227H41L39 224H38V222L40 223V219H41V223H42ZM183 218V219H182ZM234 218V219H233ZM262 218H263V216H262ZM91 219H93V218H91ZM95 219L96 218H94L93 219V221H94V224H95ZM150 218H148V220H149ZM159 219V220H158ZM242 220H243V218H241ZM142 221H143V219H141ZM151 220V219H150ZM149 220V221H150ZM152 220V221H153ZM182 220H184L185 222H183ZM213 220V221H214ZM250 222H251V220H253V218L251 219H248ZM260 220V219H259ZM142 221H140V222H142ZM143 221V222H144ZM148 221V222H149ZM181 221V222H180ZM132 222V223H131ZM234 222L236 223V224H234ZM243 222V221H242ZM87 223H88V221H87ZM96 223H97V220H96ZM164 223V222H163ZM163 223H162V225H163ZM182 223H184V225H182ZM186 223V224H185ZM211 223V224H210ZM215 223L217 224L216 226H215ZM219 223V224H218ZM245 223V222H244ZM93 224V225H94ZM143 223H141L140 225H142ZM144 224V225H145ZM165 224V223H164ZM233 224L234 225H237V228H238V230H235V228L233 227ZM42 225V224H41ZM138 225V226H137ZM148 225V224H147ZM146 225V227H148ZM150 225V224H149ZM152 225V224H151ZM260 225V224H259ZM86 226V227H85ZM182 226H184V227H182ZM185 226H187L186 228H187V233H190V234H192L191 233V229L194 231H192L193 232V234H192V236L191 237H186V235H187V233H186V230H185ZM207 226V230L205 231V227ZM84 227H85V229H84ZM90 227V226H89ZM88 227V228H89ZM140 227V226H139ZM142 227V226H141ZM146 227H144V229H147ZM151 227H153V226H151ZM91 228V227H90ZM143 228V227H142ZM149 228H150V226H149ZM158 228V227H157ZM163 228V227H162ZM188 228H191L190 229V231H188L189 229ZM104 229V230H103ZM153 229V228H152ZM184 229V230H183ZM209 229H211L210 231H209ZM218 229V228H217ZM160 230V229H159ZM159 230H158V233H159ZM218 230H220V227H219V229ZM253 230V229H252ZM93 231V232H92ZM102 231V232H101ZM117 231L115 232V233H117ZM118 231V232H119ZM146 231V230H145ZM153 231V230H152ZM183 231H184V233H183ZM197 231H199V234L198 233H196ZM216 231V230H215ZM220 231H222V230H220ZM242 231V230H241ZM254 231V230H253ZM136 232V233H135ZM144 232V233H143ZM172 232H171V234H172ZM217 233H218V231H216ZM225 232V231H224ZM244 232V231H243ZM243 232H242V234H243ZM114 233V234H115ZM147 233H149V232H147ZM147 233H146V235H147ZM157 233V236L159 237V238H161L162 240H165L166 239V235L164 234L163 236H161V235H159ZM174 233H175V235H174ZM208 233V234H207ZM151 234V233H150ZM189 234V235H190ZM198 234V235H197ZM3 235H7V229L5 230V232L3 233ZM113 235V234H112ZM153 235V234H152ZM156 235V234H155ZM218 235V234H217ZM230 236L229 237H231V233L229 234ZM237 235V234H236ZM116 236H118L119 237V233H117L116 234ZM145 236V235H144ZM148 236V235H147ZM147 236H145V239H146V237ZM170 236V235H169ZM178 236V237H177ZM221 236V235H220ZM238 236H239V233H238ZM255 236V235H254ZM258 236V235H257ZM115 237V236H114ZM118 237H117V239H118ZM123 237V236H122ZM121 237V241H120V239H118L119 240V243H121L122 242V238ZM149 237V236H148ZM148 237H147V239H148ZM181 237V236H180ZM218 237V236H217ZM224 237V236H223ZM259 237H260V235H259ZM116 238V237H115ZM120 238V237H119ZM126 238V237H125ZM152 238V237H151ZM175 238V239H176ZM187 238H188V240H187ZM201 238V239H200ZM226 238H228V235L226 234ZM233 238H234V236H233ZM233 238L231 237V239L233 240ZM144 239V238H143ZM182 239H181V241H182ZM231 239H227V241H229V240H231ZM234 239H236V236H235V238ZM89 240H91V239H89ZM112 240H114V239H112ZM112 240H110L111 241V243L109 242V241H107V242H109L110 243V247L113 245L112 244ZM116 240V239H115ZM162 240H161V242H162ZM166 240H168V239H166ZM137 241H139V240H137ZM158 241V240H157ZM160 241V240H159ZM185 241H187V242H185ZM201 241H203V242H201ZM236 241H237V239H236ZM235 241V243H237L238 244V242H236ZM252 241V240H251ZM127 242V243H128ZM171 242V243H172ZM253 242V241H252ZM102 242H100V240H99V246H102L104 243H105V241H103V243L101 244ZM108 243V244H109ZM123 243V242H122ZM140 243H142L143 244V242H140ZM164 243H166V242H164ZM185 243H186V245H185ZM200 243H202L203 245H204V243L205 244H207L206 246H203V248L199 245ZM249 243V242H248ZM101 244V245H100ZM106 244V243H105ZM108 244H106V247H107V245ZM112 244V245H111ZM115 244V243H114ZM136 244V243H135ZM137 244H139V243H137ZM136 244V245H137ZM168 243H166V245H167ZM201 244V245H202ZM115 245H117V244H115ZM114 245V246H115ZM141 245V244H140ZM148 245H149V242H148ZM176 245H177V247H176ZM208 245H209V247H208ZM210 245H212L211 247H210ZM226 245H229V248L226 246ZM231 245V246H230ZM239 245V244H238ZM251 245V244H250ZM126 245H124L123 247H125ZM152 246V245H151ZM150 245H149V247H150V250L152 249V247H151ZM200 246V247H199ZM105 246H102V248H104ZM116 247V246H115ZM118 247H120L119 249H121V246H118ZM168 247H169V245H168ZM196 247H198V249L196 248ZM240 247H241V249H244L245 248V246H241L240 245ZM243 247V248H242ZM127 248H129V247H127ZM127 248H125V249H127ZM236 248V250H237V252L235 253V249ZM124 249V248H123ZM124 249V250H125ZM159 249V248H158ZM185 249V248H184ZM240 249V250H241ZM259 249H260V247H259ZM148 250V251H147ZM147 252H149L150 250L147 248ZM233 251L234 250V253L235 254H233L231 251ZM133 251V250H132ZM140 251V252H139ZM248 251V250H247ZM137 252H139V253H141V254H137ZM165 252V251H164ZM180 253L181 254V259L184 257L185 259L184 260H182L181 262H179L180 260V258L178 259L177 258V261H176V257H177V254L178 253ZM191 252H197V253H205L206 255L205 256H201V255H195V256H192V255H190V253ZM240 252V251H239ZM243 252V251H242ZM107 253H115V255H107ZM131 253H132V255H131ZM168 253V252H167ZM159 254V253H158ZM161 254V253H160ZM159 254V255H160ZM163 255H162V257H160L159 255H158V260H155L154 261V263L153 264H157V261H158V264H159V257L160 258H164L165 256H164V253H162ZM180 254H179V256H180ZM240 254V253H239ZM243 254V253H242ZM244 254H245V251H244ZM139 255H141V257H139ZM175 255V256H174ZM182 255H183V257H182ZM256 255V254H255ZM127 256H128V258H127ZM148 258V260H145V258ZM153 257L155 258L154 260H152L153 259ZM166 257H168V256H166ZM172 257V256H171ZM258 257V256H257ZM168 258H170V257H168ZM168 258H167V260H166V258H165V260H166V262L167 261H169L168 260ZM164 260V259H163ZM179 260V261H178ZM264 260V259H263ZM134 261V260H133ZM133 261H132V263H133ZM134 261V262H135ZM142 261V262H143ZM175 261V262H174ZM261 261V260H260ZM138 262V263H139ZM161 262V261H160ZM147 263V262H146ZM170 263V261L168 262V264ZM143 264H144V262H143ZM160 264H162V263H160Z\"/></svg>","mask_w":264,"mask_h":264},{"label":"clouds","instance_id":"3","mask_svg":"<svg viewBox=\"0 0 264 264\" xmlns=\"http://www.w3.org/2000/svg\"><path fill=\"white\" fill-rule=\"evenodd\" d=\"M174 190H175L174 188H168L166 185L165 189H163L162 191L166 193ZM13 206H15L14 202H13ZM129 218L140 222V216L138 215V213L133 212L130 217L125 216L123 217V219L117 218L115 223L117 224L124 223ZM194 219H198V218L194 217ZM6 229H7V235H3ZM206 230H207V226L205 227V231ZM158 234L163 236L165 234V230L161 228ZM21 235L22 234L18 231L17 228L11 225L0 224V264H10V261L8 259L9 257H11L13 261H15L16 259H18L20 256L23 255L24 242L22 239H20ZM131 243L135 244L136 240L133 239ZM111 255H115V253H111ZM190 255L205 256L206 254L202 252L201 253L191 252ZM76 260L77 258L75 256H73L70 261L65 259L64 256H60L58 257L57 264H76ZM207 261L208 264H222V262L218 258L207 257ZM233 264H249V262L246 259H237L233 262Z\"/></svg>","mask_w":264,"mask_h":264},{"label":"snow or ice","instance_id":"4","mask_svg":"<svg viewBox=\"0 0 264 264\" xmlns=\"http://www.w3.org/2000/svg\"><path fill=\"white\" fill-rule=\"evenodd\" d=\"M107 255H111V253H107Z\"/></svg>","mask_w":264,"mask_h":264}]
</instances>
